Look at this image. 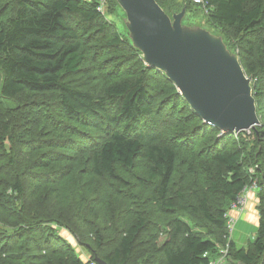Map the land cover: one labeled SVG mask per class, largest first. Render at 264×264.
<instances>
[{"label": "trees", "instance_id": "trees-1", "mask_svg": "<svg viewBox=\"0 0 264 264\" xmlns=\"http://www.w3.org/2000/svg\"><path fill=\"white\" fill-rule=\"evenodd\" d=\"M156 1L169 15L183 6L186 19L201 15L252 76L259 152L245 147L247 131L222 134L205 123L163 72L144 63L115 22L116 0L104 15L97 0H0V205L16 212L14 228H0V264H86L44 224L53 220L107 264H210L225 241L228 210L260 173L264 205V0H205L207 12L191 0ZM82 74L87 88L74 81ZM139 157L146 166L137 183L151 185L149 194L97 198L99 209L114 213L120 200L136 211L113 228L107 250L105 224L91 220L99 209L86 212V196L77 197L93 192L94 176L121 180L118 168ZM250 165H258L254 173ZM153 210L171 224L162 242L157 229L139 240ZM213 229L220 234L207 236ZM229 253L226 264H264V217L254 240L242 248L230 241Z\"/></svg>", "mask_w": 264, "mask_h": 264}, {"label": "water", "instance_id": "water-1", "mask_svg": "<svg viewBox=\"0 0 264 264\" xmlns=\"http://www.w3.org/2000/svg\"><path fill=\"white\" fill-rule=\"evenodd\" d=\"M116 2L121 31L144 63L163 72L205 123L222 134L259 124L252 76L222 35L185 23V6L169 15L156 0Z\"/></svg>", "mask_w": 264, "mask_h": 264}, {"label": "rangeland", "instance_id": "rangeland-1", "mask_svg": "<svg viewBox=\"0 0 264 264\" xmlns=\"http://www.w3.org/2000/svg\"><path fill=\"white\" fill-rule=\"evenodd\" d=\"M195 16L196 17H194V18L190 17V19L189 18L186 19V17H185L184 18L185 23H189V24L194 25V26L200 25V26L205 27L206 29L210 30L211 32H213L217 35L220 34V33L216 32L212 27L206 26L204 24L205 23L204 18L201 15L199 16V14H197ZM110 18L113 19V17H110ZM118 19L121 20L120 16H117V18H115V22L117 23L118 28L121 30L122 20L120 22V21H118ZM117 25H116V27H117ZM217 29H221V28H217ZM86 65H87V61L85 62V66ZM87 78H88L87 74H82V75H78L74 81L77 84H82L87 88V83L86 84L83 83L84 81H87ZM91 84H93L92 81L89 82V84H88L89 87L93 86ZM8 107H9V105L6 103V108H8ZM1 109L3 110V108H1ZM258 125H260V119H259ZM246 131L247 132L245 135L248 136V138H247L248 140L245 139L246 141H243L245 143V147L250 148L253 151V153L256 151L259 152L258 151V145L253 141V139L255 138L253 132H251V129L246 130ZM241 138H242V136H241ZM241 142H242V140H241ZM258 159H261V160L263 159L262 161H264V157H262L260 154L258 156ZM84 164L85 163L82 160V162L78 163V167L81 168V167H83ZM145 166H146V160L143 157H139L136 159V161L134 162V165L131 168H129V169H126L123 167L118 168L117 175L121 177V180L118 177L109 178L106 176L105 177L104 176H101V177L94 176L93 178L90 179L93 182L92 187H95L93 192L90 191L91 193H87V190H86L84 192V194H80L77 197V201L81 202V200L83 198L85 199V196H86L87 204L85 205L84 210L86 212H91L92 210L97 209V208L99 209L101 207V204L99 206H96L99 203V199L97 200V198H99L100 196H102L103 198L111 197L113 199H122L121 198L122 193H128V192L130 193L131 192L133 194L134 193L142 194V195L149 194V190H151L150 187H152L151 185H146L147 188L146 187L141 188V186H139V183H137L138 182V176L142 175ZM257 168H258V165L251 166L249 168V171L254 173ZM257 174H259V173L257 172ZM260 177H261V173L259 174V176L256 175L254 181L249 185V187H247L246 192L244 193L245 199H246L245 204H244V212H245L246 206H247V193L250 190L255 192V195H253V196L255 198L254 200H256L255 201V207H256L257 213H256V217H254V220H256V221L247 220V222H251L253 224L255 222V224H257L256 227H258V224H259L261 218L264 217V215L262 216V213H261L262 208H264V205L262 203L263 201H261V199H260V195L262 194V189H261V186L259 185ZM86 179H87V177H85L84 180H86ZM183 187L185 188V186H183V185L179 186V184H176L174 186V188H178V189L182 188L181 190L185 192V189ZM49 189H50V187H49ZM49 189H48V192H49ZM7 193L9 194L10 190H8ZM94 195H97V197H95ZM49 196H50V192H49ZM80 197H83V198L80 199ZM50 198H51V202H53V203H56L59 200V199H57V196H55L54 198L53 197H50ZM62 198H63V196H62ZM126 203L124 201L120 202V200H119V202H117L115 204L116 207H114L115 208L114 213L111 210H109L106 206L99 209V211H96V210L93 211L95 213V216L91 220H93L94 225L102 228V226L105 224V227H106L105 229L102 228L103 232H104V235H103L104 238L102 240L103 243H106L105 242L106 240L114 237L115 233L112 230H113V228H115L117 230L120 229L121 223L123 222V219L126 220L129 217L128 220H131L133 218V216H136L135 215L136 211H135L134 207L129 205V204L127 205ZM7 204H8V202L3 201L2 204L0 205V209H1L0 210V228L1 229L2 228H11V227L14 228V225L16 222V212L14 210H12L10 208V206H8ZM229 210H231V208ZM229 210L227 212V216H228ZM232 210H235V209H232ZM46 213L48 214L49 212L46 211ZM120 213H121V216L119 217ZM88 214H87V216H88ZM144 215H145L146 225H147L148 229H146L144 232L141 233L139 240L140 239L147 240L145 238L148 236V232L150 230L155 231L156 229L158 230V233H157V235H155L156 236L154 238L155 240L158 238L159 241L162 242L163 240L168 238V236H169L168 233L171 231V224H165L164 222H161L162 219L157 217L158 214L154 210H153V213H152V211L151 212L149 211L148 213H146ZM46 217H48V216L46 215ZM230 217L233 219V222L232 223L230 222V226H228L227 235L225 237H223V240H225V241L218 245L219 250H218V255L216 257L223 255V253L221 251L226 250V252H225L226 254L224 255V260L220 264H226L227 262L231 261V256L229 253V242L234 240L233 234H234V231L236 229V223L237 222H236V219L234 217H232V216H230ZM182 218L184 220H186L185 217L182 216ZM88 219L90 220V218L87 217V221H88ZM154 221L160 222V223H157V225H155L156 223H153ZM48 223H51V225H53L55 227L56 231L58 233H60L61 235H63L69 241V243L74 246L76 252L79 254V256L84 261L89 260V259H93L88 247H86V245L84 243H82L83 242L82 240H79V237H78V239H76L75 235L72 234L69 230H67L65 228V226L63 225V223H60L56 220H53V221H45L44 224H48ZM72 227H73L72 230L75 233H80L79 227H75V226H72ZM92 234H93V231H86L82 235V238L84 239V241L87 242V245H90V246L93 245L94 238H95ZM203 234H206V232H204ZM216 234L217 235L220 234L219 230L213 229L207 234V236L215 237ZM76 236H77V234H76ZM155 240H153V241H155ZM110 242L111 241L108 240L106 247L104 246L107 250H110L107 246H109L110 244L113 243V242H111V243ZM150 242H152V240L149 241V243ZM149 243H146V241H143V245H145V246H147V244H149ZM227 245H228V248H227ZM216 257H214V258H216ZM99 259H101V258H99Z\"/></svg>", "mask_w": 264, "mask_h": 264}, {"label": "crops", "instance_id": "crops-1", "mask_svg": "<svg viewBox=\"0 0 264 264\" xmlns=\"http://www.w3.org/2000/svg\"><path fill=\"white\" fill-rule=\"evenodd\" d=\"M248 192V191H247ZM255 192L249 191L247 193V206L244 213H240L236 210H229L228 217L232 216L236 219V229L234 231V240L232 241L237 248L246 247L248 243L254 240L255 234L257 232V228L254 222H247V220L256 221L254 217H256V207L254 196Z\"/></svg>", "mask_w": 264, "mask_h": 264}, {"label": "built area", "instance_id": "built-area-1", "mask_svg": "<svg viewBox=\"0 0 264 264\" xmlns=\"http://www.w3.org/2000/svg\"><path fill=\"white\" fill-rule=\"evenodd\" d=\"M194 4L201 5V7L204 9V12H207L206 2L205 0H191ZM108 0H97V10L101 12L103 15L105 14V5L107 4ZM108 19L107 17H105ZM109 20V19H108ZM249 187V186H248ZM246 188L243 189V191L240 193V195L236 198V200L232 203L231 209H235L240 213H244V204H245V195ZM230 222H233V219L231 217H228V226H230ZM228 248V245H227ZM223 255L214 258L210 261V264H220L224 260V255L226 254V250L221 251ZM86 264H97L95 259H89L86 260Z\"/></svg>", "mask_w": 264, "mask_h": 264}]
</instances>
